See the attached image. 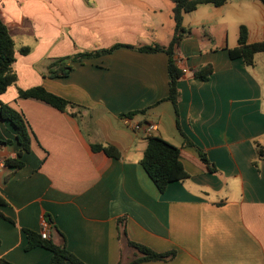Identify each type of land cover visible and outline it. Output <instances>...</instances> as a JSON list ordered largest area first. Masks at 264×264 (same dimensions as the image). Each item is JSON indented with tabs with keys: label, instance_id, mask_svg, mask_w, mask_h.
<instances>
[{
	"label": "crops",
	"instance_id": "0c3cea01",
	"mask_svg": "<svg viewBox=\"0 0 264 264\" xmlns=\"http://www.w3.org/2000/svg\"><path fill=\"white\" fill-rule=\"evenodd\" d=\"M169 0H0V20L14 42V85L0 102L22 114L27 151L14 126L0 116V260L49 264L41 247L25 251L24 231L40 235L83 264H133L128 241L166 261L134 264H264V53L247 67L231 59L239 29L247 44L264 41V7L255 0L200 5L183 15L190 31L174 49L176 108L168 96V57L121 47L75 63L62 79L46 77L55 58L115 45L167 47L174 33ZM230 31L232 37L230 38ZM27 48L28 53L19 51ZM261 60V61H260ZM263 60V61H262ZM210 66L207 81L194 74ZM42 86L76 105L66 112L19 90ZM133 114L126 122L124 116ZM154 123L151 137L178 148L188 179L160 193L140 162L147 137L131 125ZM200 148L216 172L202 163ZM114 148L112 158L93 147ZM254 161L256 165H254Z\"/></svg>",
	"mask_w": 264,
	"mask_h": 264
},
{
	"label": "trees",
	"instance_id": "16d2710c",
	"mask_svg": "<svg viewBox=\"0 0 264 264\" xmlns=\"http://www.w3.org/2000/svg\"><path fill=\"white\" fill-rule=\"evenodd\" d=\"M173 4L172 18L174 21V33L172 39L167 47H162L157 44L142 46L135 48L133 46L115 45L110 49L99 50L96 52L77 53L72 56L55 58L50 60L47 66L46 77L49 79H62L67 77L73 70L75 63L81 62L83 59H91L101 55L110 54L114 50L126 47L129 49L137 50L142 53H165L168 57L167 73H168V96L165 99L172 103L176 108L178 101V89L177 83L179 79L184 75L176 65L174 56V49L179 46L181 41L188 37L190 31L183 28V15L191 13L197 9L200 5H213L215 7L222 6L226 0H169ZM264 7V0H255ZM21 55H26L28 49L24 48L19 51ZM258 53H264V41L247 44V32L244 26L239 29L238 46L230 49L228 54L231 59H241L245 66L250 67L253 65L254 56ZM16 61L14 42L9 34L7 27L0 20V96L6 92L8 87L12 86L16 82V76L13 71V64ZM212 73L210 66L204 67L199 72L194 74V78L202 82L207 81ZM18 96L21 99H35L42 101L51 107L59 110L60 112H66L68 108H73L76 105L64 100L63 98L56 96L46 91L42 86L34 87L28 90H19ZM0 116L3 120L9 121L17 131L16 141L22 147L24 151H27L30 144L29 128L22 114L16 112L0 102ZM133 114L124 116V119H131ZM10 141L0 142L1 145L9 144ZM184 144L190 146L196 150L202 163L212 173L216 172L214 166L209 164L205 153L195 145H193L186 138ZM257 148V159L264 157V151L255 143ZM94 151H101L105 155L117 158L118 152L112 147H102L96 145L93 147ZM146 175L152 181L156 189L163 193L165 189L174 182H182L188 179V174L183 168L180 161V151L178 148L169 144L158 137L147 138V144L143 157L140 162ZM254 165L256 162L254 161ZM4 166L18 170L23 167V163L17 159L7 158L4 160ZM6 205V201L0 196V207ZM0 218L5 219L0 212ZM27 239V245L25 251H30L34 248L41 247L48 250L52 257L49 264H83L70 252H68L64 246H58L48 240L41 239L40 235L31 232L24 231ZM128 246L134 249L139 255L131 263H142L148 261H166L175 256V252H168L159 254L153 252L149 248L132 243L128 241ZM0 264H10L4 260H0Z\"/></svg>",
	"mask_w": 264,
	"mask_h": 264
},
{
	"label": "built area",
	"instance_id": "2783aa9c",
	"mask_svg": "<svg viewBox=\"0 0 264 264\" xmlns=\"http://www.w3.org/2000/svg\"><path fill=\"white\" fill-rule=\"evenodd\" d=\"M182 72L184 74H186L188 72L187 69H182ZM130 119H126V122H129ZM143 126V127H142ZM131 127L136 130V131H139L141 130V127H142V131L143 133L145 134V136L147 138H150L152 136V132H154L156 130V126L154 123H145L143 125H140V124H134V125H131ZM4 166V161H1L0 160V167ZM49 232H50V227H49V224L47 222H43L42 224V229H41V232H40V237L41 239L43 240H48L49 239Z\"/></svg>",
	"mask_w": 264,
	"mask_h": 264
},
{
	"label": "rangeland",
	"instance_id": "374dc122",
	"mask_svg": "<svg viewBox=\"0 0 264 264\" xmlns=\"http://www.w3.org/2000/svg\"><path fill=\"white\" fill-rule=\"evenodd\" d=\"M232 37V31H230V38ZM264 56V55H263ZM261 61V60H260ZM263 61V60H262ZM264 62V61H263Z\"/></svg>",
	"mask_w": 264,
	"mask_h": 264
}]
</instances>
